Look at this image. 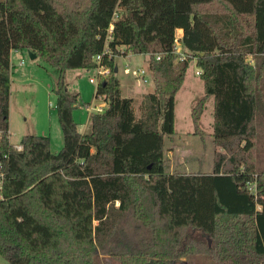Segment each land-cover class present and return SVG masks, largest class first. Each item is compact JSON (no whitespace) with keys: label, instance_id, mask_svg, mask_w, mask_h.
<instances>
[{"label":"trees","instance_id":"trees-1","mask_svg":"<svg viewBox=\"0 0 264 264\" xmlns=\"http://www.w3.org/2000/svg\"><path fill=\"white\" fill-rule=\"evenodd\" d=\"M77 1L0 0V255L9 264H180L191 255L264 264V0ZM121 46L149 55L155 89L140 117L115 72ZM12 50L60 71L57 153L47 135H24L21 149L10 141ZM191 59L207 88L192 109L194 134L204 137L214 96L213 141L226 150L210 173L167 169ZM99 65L111 69L96 92L107 106L80 132L81 95L65 73Z\"/></svg>","mask_w":264,"mask_h":264},{"label":"rangeland","instance_id":"rangeland-1","mask_svg":"<svg viewBox=\"0 0 264 264\" xmlns=\"http://www.w3.org/2000/svg\"><path fill=\"white\" fill-rule=\"evenodd\" d=\"M65 4H74L77 0H61ZM182 31L177 32L178 59L186 55L182 44ZM125 52L126 47H120ZM116 57L118 72L122 83L124 97L134 98V110L137 117L141 116V97L145 92L154 90L155 82L149 67L148 54H124ZM36 54V53H35ZM38 56V54H36ZM131 70L145 68L147 82L135 77ZM201 69L196 59L189 61L184 84L176 95L175 133L166 138V148L169 155L168 171L184 173H210L213 171L215 152H226L213 141L214 132V96H210L205 104L200 126L204 137L194 134L192 109L206 94V82L198 73ZM60 71L45 61L41 56L33 58L29 50L14 51L12 54V83L10 97V141L16 147L27 134L47 135L51 138V150L59 152L64 145V135L59 122L56 108L57 95L54 91ZM109 76V75H108ZM97 78V70L68 69L65 79L69 83L72 93L80 92L82 104L74 110V119L81 132L89 127L90 109L96 110L101 100L95 96L97 83L90 82V78ZM101 78V77H100ZM101 80V79H100ZM105 100V99H104ZM103 101V100H102ZM86 103H91L86 106ZM100 264H122L107 256L99 257ZM0 264H9L0 255ZM180 264H211L204 256L191 255L183 259Z\"/></svg>","mask_w":264,"mask_h":264},{"label":"built area","instance_id":"built-area-1","mask_svg":"<svg viewBox=\"0 0 264 264\" xmlns=\"http://www.w3.org/2000/svg\"><path fill=\"white\" fill-rule=\"evenodd\" d=\"M112 29H113V26H111V30H112ZM177 51H179V50L177 49ZM109 53H110L109 50L106 48L105 51H104V54H109ZM102 57H103V54H100V55H98V56L95 57V60H96L97 62H99V61L102 59ZM183 57H185V55H184ZM183 57H181V58H183ZM96 70H97V78L91 77V78H90V82H92V83H97V84H99L100 79H101L102 77H106V76H108V75L110 74V72H111V69H110L109 67L104 66V65H99V66L96 68ZM126 70H127L128 72L133 73V75H134L135 77L139 78L140 80H142V81H144V82H147V81H148V79H147V70H146L145 68H137V69H133V70H131L130 67H128ZM198 73L201 74L202 71H198ZM100 77H101V78H100ZM105 107H106V104L104 103V104H101L100 106H96V109H97L98 111H103V110L105 109ZM17 148H18V149H21V146L19 145V146H17ZM251 189H252L254 192H256V191H255V185H253V186L251 187Z\"/></svg>","mask_w":264,"mask_h":264},{"label":"crops","instance_id":"crops-1","mask_svg":"<svg viewBox=\"0 0 264 264\" xmlns=\"http://www.w3.org/2000/svg\"><path fill=\"white\" fill-rule=\"evenodd\" d=\"M182 31L181 33H183V30L182 29H178V31ZM180 35H182V34H180ZM14 51H18V50H12V52H11V62H12V54H13V52ZM123 53V52H122ZM36 57H38V56H36ZM121 81V80H120ZM122 84V83H121ZM154 89H155V87H154ZM154 91V90H153ZM153 91H151V92H153ZM96 92H97V90H96ZM80 93V92H79ZM148 93H150V92H145V93H143V95H142V97H141V101H142V99L144 98V96L146 95V94H148ZM95 96H96V93H95ZM103 100V101H102ZM101 100V103H105L106 104V106H107V102L104 100V99H102ZM91 104V103H90ZM96 108V107H95ZM93 112H96V110H93V111H91V109H90V111H89V113L91 114V113H93ZM81 132V131H80ZM166 144V143H165ZM167 157H169V155H168V153H167ZM169 172H173V171H169Z\"/></svg>","mask_w":264,"mask_h":264},{"label":"water","instance_id":"water-1","mask_svg":"<svg viewBox=\"0 0 264 264\" xmlns=\"http://www.w3.org/2000/svg\"><path fill=\"white\" fill-rule=\"evenodd\" d=\"M30 52V54H31V56L33 57V58H35L37 55L35 54V53H33L32 51H29ZM115 72L117 73L118 72V67L116 66L115 67Z\"/></svg>","mask_w":264,"mask_h":264}]
</instances>
